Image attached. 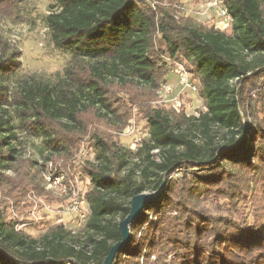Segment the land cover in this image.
<instances>
[{"label":"trees","instance_id":"obj_1","mask_svg":"<svg viewBox=\"0 0 264 264\" xmlns=\"http://www.w3.org/2000/svg\"><path fill=\"white\" fill-rule=\"evenodd\" d=\"M223 1L230 35L198 29L170 6L49 0L44 25L71 60L57 81L30 75L11 94L20 67L0 39L1 171L17 161V129L40 141L48 162L68 149L64 132L81 114H115L108 81L152 88L165 81L162 57L184 61L205 104L183 120L149 110V138L134 152L96 139V162L86 171L89 216L78 234L56 225L30 239L0 207V264H103L120 241L118 223L143 193L156 200L130 225L112 264H135L144 251L157 264H264V0Z\"/></svg>","mask_w":264,"mask_h":264},{"label":"rangeland","instance_id":"obj_2","mask_svg":"<svg viewBox=\"0 0 264 264\" xmlns=\"http://www.w3.org/2000/svg\"><path fill=\"white\" fill-rule=\"evenodd\" d=\"M138 1L154 11H158V7H174L177 17L189 19L198 29L214 30L212 19L207 20L196 14L203 0ZM49 4V0H14L0 4V39L8 51L15 52L20 67L9 79L10 94L21 80L30 75L46 81H57L71 60L68 54L56 50L50 41L43 22ZM158 16L161 17V13L158 12ZM230 33L227 30L226 34ZM162 59L168 63L167 73L164 74L165 81L160 77L158 83L171 86L168 96L160 93L159 84L152 88L135 82L123 84L118 80L108 81L116 107L114 116L101 118V114L95 110L81 114L76 128L64 132L68 149L52 155L48 162L45 160L48 155L37 151L40 141L17 129V161L9 162V170H0V207L5 218L15 223L18 232L36 240L56 225L79 233L72 222L76 220V214L67 215L66 209L77 197L81 202L80 208L83 211L88 209L84 195L91 186L86 171L95 165L97 138L111 147L134 152L149 138L146 120L149 110L163 111L173 120L195 118L205 111L204 100L199 94L200 83L189 74L184 61ZM181 70L189 74L197 92L179 86L176 73ZM181 174L182 171L174 173L169 179L175 181ZM155 208L156 205H153L150 210L154 211ZM146 255L147 251H144L135 264H157L155 255L148 260L144 258Z\"/></svg>","mask_w":264,"mask_h":264},{"label":"built area","instance_id":"obj_3","mask_svg":"<svg viewBox=\"0 0 264 264\" xmlns=\"http://www.w3.org/2000/svg\"><path fill=\"white\" fill-rule=\"evenodd\" d=\"M196 14L207 20L212 19L213 28L215 31L224 34H226L227 30L232 31L233 18L230 15L223 0H203V2L198 5ZM176 75L180 87L192 92H197L196 85L191 81L187 72L182 70L177 71ZM159 91L162 95L168 96L171 93V86L163 83L160 85ZM77 198L68 208V210L66 209V214H76V220L72 221L71 219V221L74 222V228L79 231L83 227L89 216V208L83 211L80 208L81 202L78 201ZM71 233L75 234L74 231Z\"/></svg>","mask_w":264,"mask_h":264},{"label":"water","instance_id":"obj_4","mask_svg":"<svg viewBox=\"0 0 264 264\" xmlns=\"http://www.w3.org/2000/svg\"><path fill=\"white\" fill-rule=\"evenodd\" d=\"M156 200L155 194L143 193L140 196L133 198L130 206L129 214L125 219L118 223V229L120 231V241L115 243L109 250L105 257L103 264H112L117 252L130 241L129 227L135 221L143 207L151 205Z\"/></svg>","mask_w":264,"mask_h":264}]
</instances>
